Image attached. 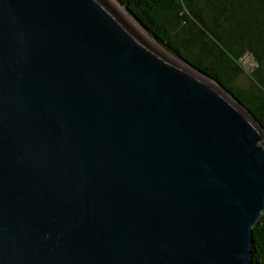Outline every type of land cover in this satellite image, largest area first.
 <instances>
[{
  "label": "water",
  "instance_id": "obj_1",
  "mask_svg": "<svg viewBox=\"0 0 264 264\" xmlns=\"http://www.w3.org/2000/svg\"><path fill=\"white\" fill-rule=\"evenodd\" d=\"M127 13L0 0V264H253L264 127Z\"/></svg>",
  "mask_w": 264,
  "mask_h": 264
},
{
  "label": "trees",
  "instance_id": "obj_2",
  "mask_svg": "<svg viewBox=\"0 0 264 264\" xmlns=\"http://www.w3.org/2000/svg\"><path fill=\"white\" fill-rule=\"evenodd\" d=\"M115 1L173 54L221 82L264 127V0ZM251 260L264 264V212L252 227Z\"/></svg>",
  "mask_w": 264,
  "mask_h": 264
},
{
  "label": "bare ground",
  "instance_id": "obj_3",
  "mask_svg": "<svg viewBox=\"0 0 264 264\" xmlns=\"http://www.w3.org/2000/svg\"><path fill=\"white\" fill-rule=\"evenodd\" d=\"M124 19H126L137 31H139L142 35H144V37H146L149 41L152 42V40L149 38V36L143 31L141 30L140 27H138L134 21L130 20L129 17L115 4V2H113L112 0H106ZM152 44L159 49V51H161L164 55L169 56V54L159 45L157 46L156 44H154L152 42Z\"/></svg>",
  "mask_w": 264,
  "mask_h": 264
},
{
  "label": "rangeland",
  "instance_id": "obj_4",
  "mask_svg": "<svg viewBox=\"0 0 264 264\" xmlns=\"http://www.w3.org/2000/svg\"><path fill=\"white\" fill-rule=\"evenodd\" d=\"M113 1V0H112ZM114 2V1H113ZM120 6V5H119ZM128 17H129V14L126 12V10L122 7V6H120L119 7ZM129 19L130 20H132L133 18L132 17H129ZM133 21V20H132ZM134 23L138 26V27H140L139 25H138V23H136L135 21H134ZM141 30H143L142 28H141ZM144 31V30H143ZM145 32V31H144ZM254 66V61H253V59L251 58V57H249V56H247V57H244V60H243V67L246 69V70H250L252 67ZM262 143H264V138L262 139V141H261Z\"/></svg>",
  "mask_w": 264,
  "mask_h": 264
}]
</instances>
